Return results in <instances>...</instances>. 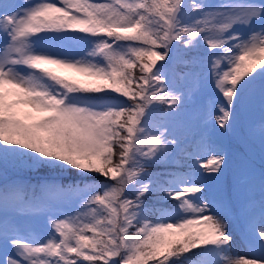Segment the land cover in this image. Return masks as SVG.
<instances>
[{
    "label": "snow or ice",
    "instance_id": "6c2138e0",
    "mask_svg": "<svg viewBox=\"0 0 264 264\" xmlns=\"http://www.w3.org/2000/svg\"><path fill=\"white\" fill-rule=\"evenodd\" d=\"M0 264H264V0H0Z\"/></svg>",
    "mask_w": 264,
    "mask_h": 264
},
{
    "label": "rangeland",
    "instance_id": "374dc122",
    "mask_svg": "<svg viewBox=\"0 0 264 264\" xmlns=\"http://www.w3.org/2000/svg\"><path fill=\"white\" fill-rule=\"evenodd\" d=\"M50 67L53 68V70L56 72L57 75L62 76L66 79L75 80V81L81 82V83H87L89 81L88 77L83 76V75L78 74V73H75L72 70L62 69V68H58L55 66H50ZM258 116H259V112H258V107H257V109L251 113H247V112H244L242 110L240 113L239 119L240 120H249V119L258 118ZM230 150H231V153L233 155V160H235V163H238L240 157L244 156L245 152H246L244 146L239 145V144H235V143L230 145ZM251 160L254 162L255 167L258 169L259 164H260L259 147L256 149V146H255L254 148L251 149ZM25 178L30 179L27 177H25Z\"/></svg>",
    "mask_w": 264,
    "mask_h": 264
},
{
    "label": "trees",
    "instance_id": "16d2710c",
    "mask_svg": "<svg viewBox=\"0 0 264 264\" xmlns=\"http://www.w3.org/2000/svg\"><path fill=\"white\" fill-rule=\"evenodd\" d=\"M233 162L235 163V160H233Z\"/></svg>",
    "mask_w": 264,
    "mask_h": 264
}]
</instances>
